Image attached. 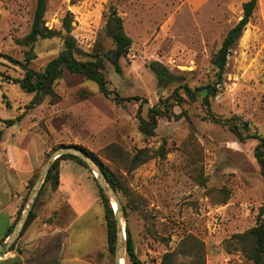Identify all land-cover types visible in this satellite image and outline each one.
<instances>
[{"label": "rangeland", "instance_id": "374dc122", "mask_svg": "<svg viewBox=\"0 0 264 264\" xmlns=\"http://www.w3.org/2000/svg\"><path fill=\"white\" fill-rule=\"evenodd\" d=\"M246 1L46 0L48 29L59 30L68 11L80 50L100 51L103 56L115 50L103 28L108 7L116 8L132 44L115 64L105 60V76L113 94L139 100L117 105L93 82L64 72L53 85L56 97L32 105L33 94L11 79L23 77L16 63H24L28 49L18 41L30 30L37 0H0V136L4 128L11 136L26 137L27 146L43 154L35 174L61 145L92 153L119 182L125 238L127 229L144 264H160L166 253H175V264H201L192 254L193 242L203 253V264H250L234 235L252 228L264 208L253 156L257 140L240 141L228 126L211 122L202 92L194 102L183 96L185 102L172 109V116L158 120L152 137L144 138L138 130V115L146 118L148 109L175 88L159 85L148 63H161L191 89L207 84L213 75L212 57L240 20ZM61 49L59 38L39 40L28 67L41 71ZM209 106L222 120L246 122L247 130H240L244 137L257 134L264 139V0H256L249 23L227 56L221 93L209 99ZM8 120L14 124H5ZM141 149L146 150L145 161L133 167L132 157ZM63 205L47 222L54 216L61 223L69 220ZM87 217L68 232L63 258L101 246L102 226L96 219L101 217L100 207L82 221ZM58 238L30 248L19 238L2 262L51 264L58 258ZM91 260L114 264L106 247ZM124 262L130 264L126 254Z\"/></svg>", "mask_w": 264, "mask_h": 264}, {"label": "trees", "instance_id": "16d2710c", "mask_svg": "<svg viewBox=\"0 0 264 264\" xmlns=\"http://www.w3.org/2000/svg\"><path fill=\"white\" fill-rule=\"evenodd\" d=\"M255 7L256 0H248L242 4V16L240 20L228 30L220 47L212 57L211 64L213 75L212 80L209 81L207 84L195 89H191L186 83L179 82L180 77H177L170 73L168 69L161 63L156 61L148 63L147 68L154 74L156 81L159 85L165 88L174 85L175 88L171 91L168 97L148 109L146 118H142L140 115H138V130L144 138L152 137L155 133L157 123L160 118H169L170 116H172V109L176 105L182 104L183 102H185V99L190 102H194L198 99L197 94L202 92V104L205 106L207 116L211 122L228 126L229 130L240 141H244L245 139L257 140V144L253 150V156L260 170L264 196V139L257 134L255 136L244 137L241 134L240 130H247L246 122L240 123L237 120H222L216 117L210 111L209 106V99L221 93V88L223 85V74L227 56L229 55L233 46L241 38L246 25L249 23L252 17ZM45 11L46 0H37L30 30L22 39L18 41V44L20 46L28 49L25 55L24 63L19 64L16 63V61L10 59L11 62L18 64V66L21 67L23 72V77L11 79V81L13 84L19 85V87L26 93L33 94V99L31 101L32 105L40 104L45 97H56L53 92V85L57 80L62 77L64 72L83 76L87 81L93 82L97 86L98 91L103 96L107 98H112V101H114V103L117 105H121L123 104V102L130 103L139 100L136 97L120 98L118 95L113 94L110 91L105 76L104 56L100 53V51H93L90 54H86L80 50L75 37L72 35L73 16L70 12L67 11L64 17L62 18L60 29L52 30L48 29L45 26ZM103 34L106 38L111 40L115 48H119L118 58L120 56L125 55L130 49L132 41L125 34L123 30L122 19L119 16L116 8L113 6L108 7L105 16ZM54 38L60 39L62 44L61 51L57 54V56L52 58L41 71H34L30 69L28 67V64L35 57L32 52L33 45L39 40H51ZM114 68L116 72H119L120 69L117 64ZM183 96L185 97V99ZM4 123L10 126L14 124V121L8 120L4 121ZM63 146L64 145H61L60 147ZM77 147L83 150L97 162V164L103 170L107 180L118 195V191L121 187L114 175L104 169L92 153L88 152L80 146ZM145 158L146 150L141 149L132 157L131 165L133 167L138 166L145 161ZM61 160H72L76 162L77 164L84 167L92 176V179L98 190L100 202L103 206L105 215L106 249L109 254L113 255L115 246V221L112 207L103 191L97 185L94 176L88 170L85 163H83L79 158L70 155L60 156L52 163L41 185L36 201L20 233L19 238L22 236V234L30 225V223L35 219L36 207L40 202V197L46 192V188H48L47 191L51 193L57 190L59 185L58 168ZM36 177L37 174L34 173L33 177L29 181L28 190L31 188ZM23 206L24 203H22L21 207L19 208L15 220L13 224L9 227L5 238L8 236L16 220L20 216ZM18 239L11 246L9 251H12L15 248ZM234 239L237 240L239 243H242L241 252L248 259L250 264H264V208L260 209L259 214L257 216L256 224L244 233L234 235ZM191 249H193L194 251V253L192 254L194 255L195 259H197L199 263L203 264V253L201 252L200 247L195 242H193L191 244ZM125 254L130 264H144L136 256L130 233L127 229ZM0 264H20V262L17 259H8ZM160 264H175V253L164 254L161 257Z\"/></svg>", "mask_w": 264, "mask_h": 264}, {"label": "crops", "instance_id": "0c3cea01", "mask_svg": "<svg viewBox=\"0 0 264 264\" xmlns=\"http://www.w3.org/2000/svg\"><path fill=\"white\" fill-rule=\"evenodd\" d=\"M27 145L28 138L11 136L3 128L0 136V242L5 239L19 208L25 203L29 181L43 162V154H40L33 145ZM58 171L57 190L53 193L46 191L40 197L36 217L24 231L19 242L25 248H30L39 241L45 242L59 236L56 245V249H59L58 258L51 264H95L91 260L92 256L106 247L105 215L98 190L90 173L72 160H61ZM61 203L70 216L69 220L61 223L54 216L52 222H47L50 216L58 214ZM97 205L100 207L101 215L100 218L96 217L98 224L102 226L101 246L96 251L81 250L63 258L69 239L68 232L79 222H87L88 217L82 221L83 218Z\"/></svg>", "mask_w": 264, "mask_h": 264}, {"label": "water", "instance_id": "95a60500", "mask_svg": "<svg viewBox=\"0 0 264 264\" xmlns=\"http://www.w3.org/2000/svg\"><path fill=\"white\" fill-rule=\"evenodd\" d=\"M119 48H115L113 52H110L108 55L104 56V60H109L110 63L115 64L118 58ZM70 155L79 158L85 165L88 170L93 174L94 179L97 185L105 194L108 199L111 207L114 204L113 216L115 221V246H114V264H121L124 261L125 257V230L123 227V209L121 202L119 200L118 195L115 190L107 180L103 170L97 164V162L85 153L83 150L79 149L75 145L63 146L53 151L48 157L45 159L41 169L39 170L36 179L34 180L31 188L28 191L26 201L24 203L22 212L18 219L16 220L12 230L8 234V236L0 242V255L5 254L9 251L11 246L16 242L19 238L20 233L28 219V216L32 210V207L36 201L41 185L46 177L48 170L50 169L52 163L60 156Z\"/></svg>", "mask_w": 264, "mask_h": 264}, {"label": "built area", "instance_id": "2783aa9c", "mask_svg": "<svg viewBox=\"0 0 264 264\" xmlns=\"http://www.w3.org/2000/svg\"><path fill=\"white\" fill-rule=\"evenodd\" d=\"M7 254H8V253L1 254V255H0V262H2V261L7 257Z\"/></svg>", "mask_w": 264, "mask_h": 264}, {"label": "bare ground", "instance_id": "6f19581e", "mask_svg": "<svg viewBox=\"0 0 264 264\" xmlns=\"http://www.w3.org/2000/svg\"><path fill=\"white\" fill-rule=\"evenodd\" d=\"M114 207H115L114 204H112V208H114ZM121 264H124V261H122Z\"/></svg>", "mask_w": 264, "mask_h": 264}]
</instances>
